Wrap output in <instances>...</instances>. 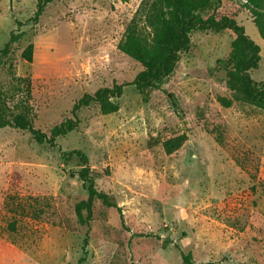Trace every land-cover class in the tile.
Wrapping results in <instances>:
<instances>
[{"label": "rangeland", "instance_id": "374dc122", "mask_svg": "<svg viewBox=\"0 0 264 264\" xmlns=\"http://www.w3.org/2000/svg\"><path fill=\"white\" fill-rule=\"evenodd\" d=\"M153 1L55 0L35 22L39 0H0V51L22 34L9 55L0 53V79L9 82L12 65L27 80L13 102H30L36 128L49 132L73 117L86 93L126 84L117 112L80 109L78 128L54 147L26 130H0V264H183L174 244L196 264H264V110L218 102L232 98L227 31L193 32L172 77L144 101L131 84L143 67L120 46L131 30L152 39ZM237 21L261 46L251 76L264 82V39L249 9ZM30 44L32 62L22 57ZM176 138L182 145L167 152ZM71 150L88 156L97 186L123 210L124 222L96 202L87 246L75 213L87 197L81 161L62 158ZM250 188L247 211H218Z\"/></svg>", "mask_w": 264, "mask_h": 264}, {"label": "trees", "instance_id": "16d2710c", "mask_svg": "<svg viewBox=\"0 0 264 264\" xmlns=\"http://www.w3.org/2000/svg\"><path fill=\"white\" fill-rule=\"evenodd\" d=\"M55 0H39L37 11L32 21L37 22L45 7ZM249 9L255 26L264 39V0H244L237 4L231 0H154L149 6L147 22L153 29V37L147 40L135 30H131L121 50L132 59L138 61L143 69L131 82L142 95L144 101H149L155 90L172 77L181 55L191 47V34L196 31H227L233 38L230 54L231 69L227 73V87L232 92V98L218 96V102L226 108L234 101L256 105L264 110V82H258L251 76V71L257 69L261 63V46L247 33L245 27L238 23L237 14ZM19 23V22H18ZM22 34H11L10 40L0 51L4 56L9 55L11 45L20 40ZM34 45H28L22 52V57L32 62ZM10 80L4 83L0 79V130L15 128L28 131L34 140L40 144L57 145V140L79 126L78 111L92 104H97L103 114H110L119 110L116 102L123 94L126 84H114L112 87H102L95 93L84 94L72 109L73 117H69L54 125L49 132L35 127L33 109L30 102L19 98L26 79L20 78L9 68ZM181 138L166 142V150L171 153L182 145ZM74 157L81 161V169L77 172L83 187L87 190V197L75 205L78 223L87 228L85 245H88L91 222L94 216L96 202L106 208L116 210L124 222L122 207L106 191L99 189L96 176L89 166L88 156L81 150H71L63 153V160L67 163ZM243 191L218 203L221 214L234 216L240 210L247 211L246 205L252 206L253 188ZM0 215V228H1ZM10 228L14 230L15 223ZM171 243V241H166ZM181 252L183 264H196L191 254L185 253L179 244H174Z\"/></svg>", "mask_w": 264, "mask_h": 264}]
</instances>
